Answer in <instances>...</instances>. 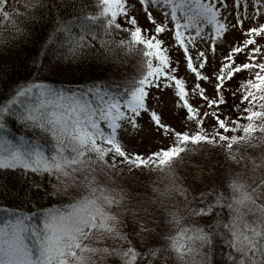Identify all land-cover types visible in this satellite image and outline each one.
Here are the masks:
<instances>
[{"label":"snow or ice","instance_id":"1","mask_svg":"<svg viewBox=\"0 0 264 264\" xmlns=\"http://www.w3.org/2000/svg\"><path fill=\"white\" fill-rule=\"evenodd\" d=\"M47 3L23 0L21 11L6 8L7 0H0V48L5 53L13 43L26 50L34 38L28 23L44 21L48 31L39 48L30 57L25 52L36 72L80 62L97 37L83 22L88 20L99 23L104 33L96 41L101 48L97 62L126 63L111 59L120 49L126 55L135 53L139 67L123 85L97 78L74 90L58 88L54 80L41 76L17 79L0 94V169L55 176L58 183L48 184L52 192L43 189L49 202L72 186L81 190L59 206H34L31 211L0 206L7 216L0 219V264H100L109 256L121 264H214L217 234L228 249L221 252L222 261L264 264V0H232L231 5L228 0H139L144 23L128 0H92L88 5L73 0L72 10L82 15L67 19L58 10L48 16ZM6 27L11 35L5 34ZM230 31L239 32L240 38L227 42L217 64V42ZM49 51L56 57L50 64L40 59ZM3 71L7 73V68ZM226 91L233 98L231 105ZM164 93L173 97L172 105L183 121L179 128L150 103ZM145 116L152 131L167 136L169 143L147 153L129 151L121 130L135 135L143 129ZM211 154H223L225 162L237 169L251 164L253 173L261 170L259 181L249 183V174L237 170L227 181L230 196L219 192L213 196L204 189L198 193L200 205L196 197L184 204L174 202L165 211L166 224L175 230L164 236L165 243L138 251L131 237L143 239L157 229H149L133 209L135 227L130 233L119 230L121 218L110 208L125 199L127 189L121 180L134 179L137 171L156 172L164 183L153 184V192L164 198L179 192L186 199L187 181L177 166L195 164L198 157ZM118 163L122 167L117 168ZM98 173L103 174L102 181ZM214 208H227L229 215L222 220L217 212L207 231L201 221ZM140 210L149 213L147 208ZM218 229L222 231L217 233ZM93 237L97 246L85 242ZM109 238L128 247L100 243Z\"/></svg>","mask_w":264,"mask_h":264},{"label":"trees","instance_id":"2","mask_svg":"<svg viewBox=\"0 0 264 264\" xmlns=\"http://www.w3.org/2000/svg\"><path fill=\"white\" fill-rule=\"evenodd\" d=\"M83 3L86 5L91 4L92 0H83ZM72 4L73 0H48L47 15L53 16L55 15L56 10H58L60 15L64 16L65 19L71 15L81 16L82 14L80 12H74L72 10ZM16 8H19L21 11L24 10L22 6ZM79 22L80 21H77V24ZM83 22L87 25L89 30L97 33L96 41L99 40L101 35H104L99 23L93 24L88 20H84ZM27 26L32 31L34 38L30 41L26 50L16 47L14 43L7 46L8 51L6 53L0 48V94H6L17 79H39L41 76H46L50 78V81L54 80L58 88L62 85L65 89L72 88L75 90L80 85L96 80L97 78L107 80L109 85L112 83L123 85L127 80L137 74L139 57L135 53L126 55L120 49H115L111 59L126 61V63H122L119 66L113 63H105L103 62V59L100 62H97L95 56L97 52L101 51V48L96 41H93L92 43V51L86 53L80 62H69L67 64L61 63L57 68L51 71H45L38 74L32 65L31 59H25V52L27 51L29 57L36 52L40 46V41L48 31L47 24L44 21H32L28 23ZM73 30L78 32L79 28L74 25ZM4 31L6 35L12 34L10 27H6ZM120 35L123 34L121 33ZM117 38H119V36H117ZM105 39H108V37H105ZM40 59H44L50 64L55 61L56 57H54L49 51L47 54H41ZM18 65L19 67H17ZM5 68H7V73L3 71ZM28 135H32V133L29 132ZM131 148L128 147V150L132 151L133 149ZM189 163L190 168L196 170V172L207 173L209 171L212 174L211 181L216 183L217 176L214 173V166L211 163H207L202 157H198L195 164L192 162ZM119 167H122V165L118 163L117 168ZM137 172L141 173L139 171ZM101 174L102 173H98L97 175L99 176ZM193 177L195 179H200V182L202 183L201 176H190L192 179ZM185 179L187 180V178ZM49 181L50 180L46 176L41 178L31 172L24 175L22 170L19 169H0V206L23 208L31 211L34 210V206L46 207L50 206V204L59 206L62 202H68L69 199H64L67 198V194L64 196L61 194L55 195L51 198L50 202L44 197L43 189L45 187L48 192H52L53 190L51 187H48ZM201 183L198 185L197 182H195V189L193 187L190 189L188 184H186L188 189L187 193L189 195L186 199L184 196L177 195L178 192L173 196H175L176 201L181 202V204L187 203L191 201L193 197H196V203L197 205H200L202 198L198 196V193L201 190L208 189L213 196L217 195L216 185H212L216 188V190L213 191L210 186L201 185ZM121 184L126 185V181L121 180ZM36 185H39L40 187H36ZM213 210L217 211V208H214ZM1 215H3L1 219L7 218L2 212H0V216Z\"/></svg>","mask_w":264,"mask_h":264},{"label":"rangeland","instance_id":"3","mask_svg":"<svg viewBox=\"0 0 264 264\" xmlns=\"http://www.w3.org/2000/svg\"><path fill=\"white\" fill-rule=\"evenodd\" d=\"M229 5H231L232 0H228ZM249 3H251V0H249ZM129 8L135 12L137 16L140 17V22L144 23V13L142 8L139 6V0H128ZM23 7V0H7L6 8H12V7ZM231 19V17H229ZM120 20H123V17H120ZM166 41L169 38V34L165 33L163 37ZM240 38V33L236 31H230L227 33L225 39L223 42L218 41V48L216 53V63H219V56L220 51L223 49L226 53L227 48L226 44L228 41H232L234 39ZM203 46V45H200ZM196 49H193V53ZM175 55V52L173 53ZM212 54L209 53V60L211 61ZM242 59V57H240ZM213 65L209 63L208 68L206 71H211ZM181 71L184 73L183 69V63L181 62ZM243 75V73H242ZM187 79L189 83H191L192 76L191 74H187ZM231 85L236 84V80H232ZM209 93H211V86H208ZM225 95L228 99V105H231L233 103V98L231 97L230 93L228 91L225 92ZM172 99L168 93H164L163 97L159 100H152L150 103L154 105H158L157 110L163 112V116L166 122L172 123L176 127H181L183 124V121L180 120V117L176 114V109L172 105ZM228 105H225L224 107L227 109ZM144 127L141 129L138 133L135 135H126L123 130H121V137L123 141L126 143L128 147H134L131 148L133 150H136L138 152L147 153L149 151L155 150L159 147H164L169 143V140L167 136H162L159 133H155L152 131V129L149 127L147 123V117L145 116L144 119ZM211 125V121L208 122V126ZM249 152H251L253 155H256L257 153L253 151L252 149H248ZM203 160H205L207 163H211L214 166V173L217 176L216 183H213L211 181V173L208 171L207 173L202 172H196V170H193L190 168V163L188 162L186 166H177V172L186 176L187 178V184L188 187L191 189L193 179L190 178V176H196L199 175L202 177V183L200 182V179H195V182L199 185H207L210 186L213 190L214 187L212 185H216L217 187V193H223L225 197H228L231 195L230 189L227 187V181L230 178L233 171H242L248 173V180L249 183H251L253 180L256 182L259 181V178L261 176V170H257L256 172L251 171V164L248 165L247 169L240 168L237 169L236 166L232 162H225L223 154L216 155H205L202 157ZM191 173V175H190ZM78 176H81L82 174L78 173ZM101 181L103 180V174L99 175ZM47 177V176H46ZM53 185L57 184L58 181L55 176L47 177ZM164 181L159 179V173L156 172H150L145 171L135 173V178L132 180H126V185H123L127 191L125 193V199L122 204L119 206H113L110 208V211L113 213H116L120 216L121 222L117 225L120 231L124 233H130L132 229L135 227L133 224V209H137L135 216L138 219H143L145 221V224L149 229L151 228H158L157 232H149L147 235L143 237V239L140 236H132L131 241L133 246L143 253L145 249L149 247L150 244H163L165 243L164 236L167 234H171L175 229H173L170 225L166 224V218L167 214L165 209L174 207V202L176 201L175 196H172L170 198H164L159 196L156 192L152 191L153 184H157L160 186H163ZM254 186V185H253ZM194 188V187H193ZM195 189V188H194ZM80 189H77L75 186H72L69 188V191L66 193V197L64 199H69L71 196H76L80 194ZM61 195H65L64 193H61ZM177 195L184 196L181 193H177ZM191 195V194H190ZM193 195V193H192ZM187 193V197H188ZM177 202V201H176ZM181 203V202H180ZM147 208L149 210V213H145L144 211H141L140 209ZM217 212L220 213V218L222 220H226L229 212L227 208L223 209H217L213 210L210 216L204 217V219L201 221L204 225L207 231H211L210 228H208V223L217 215ZM3 214V213H2ZM3 215L0 216V219ZM127 219V220H126ZM222 230H217V233ZM159 233V235H157ZM87 243H91L93 246H97L98 242L93 237L90 241H85ZM102 244H106L107 246L113 247V248H127L128 245L115 238H109L104 242H100ZM205 251H207V248H205ZM227 252L228 249L222 244V242L219 239V235L217 234L213 238V253H214V264H227V261H222L221 259V252ZM100 264H121V260L114 256L107 257L106 260H103L100 262ZM139 264V261L137 262Z\"/></svg>","mask_w":264,"mask_h":264}]
</instances>
